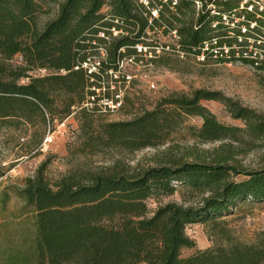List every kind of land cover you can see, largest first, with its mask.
<instances>
[{
    "label": "trees",
    "instance_id": "trees-1",
    "mask_svg": "<svg viewBox=\"0 0 264 264\" xmlns=\"http://www.w3.org/2000/svg\"><path fill=\"white\" fill-rule=\"evenodd\" d=\"M142 1L0 0V129H43V141L34 145L42 151L47 129L76 116L79 134L72 155L82 157H127L158 149L173 143L182 130L200 144L219 146L165 156L146 169H132L120 159L100 171L78 165L54 185L42 165L17 193L35 215L33 234L0 247V264H264V231L253 243H243L225 221L240 204L264 203V168L236 165L239 156L264 140V116L207 91L173 93L126 122L106 121L99 106L104 98L114 99L124 82L110 73L121 76L123 63L143 61L138 46L153 54L150 64L176 72L187 73L181 57L197 60L206 45L231 49L227 58L209 55L206 61H241L264 71L263 62L248 58L250 39L255 45L262 39L259 49L264 50V22L256 19L264 13L249 11L253 4L248 3L237 17L245 22L231 28L222 18L235 21L238 0ZM196 2L202 4L199 13ZM49 4L57 8L53 15L45 10ZM43 14L52 17L42 20ZM252 23L256 28L242 34V27ZM162 30L163 36L176 32L177 45L150 42V33ZM160 48L163 53L157 55ZM18 57L21 62L14 63ZM96 60L98 73L89 75L84 65ZM37 71L47 74L33 76ZM205 101L222 104L243 126L220 123ZM188 118L201 119V127H187ZM178 191L185 202H201L168 203L151 211V200L159 203ZM193 224L206 226L215 244L182 258V250L195 246L185 233Z\"/></svg>",
    "mask_w": 264,
    "mask_h": 264
},
{
    "label": "rangeland",
    "instance_id": "rangeland-1",
    "mask_svg": "<svg viewBox=\"0 0 264 264\" xmlns=\"http://www.w3.org/2000/svg\"><path fill=\"white\" fill-rule=\"evenodd\" d=\"M178 3L179 0H172ZM240 6L232 19L237 20L246 3H254L258 12L264 13V0H238ZM196 4V3H195ZM202 4L195 5L199 13ZM211 9V6H209ZM45 10L53 15L57 8L54 4L45 5ZM107 10H104L106 12ZM256 11V10H253ZM51 15L43 14L41 19L46 20ZM256 19L264 22V16ZM230 20V19H229ZM264 32V31H263ZM150 42L158 45H177L178 36L171 32L163 36V30L155 35L150 33ZM162 49L160 48V51ZM171 52V50H166ZM162 51L159 55H162ZM147 59L141 63L125 62L121 75H131L130 83L121 82L120 96L123 106L112 112H104L103 118L109 122H126L139 116L144 111H151L163 98L173 93L190 95L196 91L221 93L225 97L239 102L243 107L249 108L264 116V71L245 64L241 61L217 63L206 61L199 63L193 58L181 57L182 65L188 69L187 73L172 71L167 68L156 67ZM261 59V57H260ZM18 57L14 63H20ZM182 66V67H183ZM258 66H262L259 64ZM46 71H37L33 76H44ZM121 77V76H120ZM123 81V78H120ZM27 83V81H24ZM218 119L227 126L242 127L240 121L233 120L224 106L215 101L202 102ZM202 120L188 118L187 127L200 128ZM52 142L43 147L42 151L34 148V145L42 139L43 129L26 127L21 131L13 128L0 129V247L9 248L20 244L27 234H33L35 215L31 209L25 208V203L17 196L22 190L25 181L34 177L40 167L47 165L45 176L54 185L63 176L72 172L78 165L91 171H100L112 164L115 159L130 165L132 169H146L156 167L159 159L165 156H183L186 151L194 150L199 153L212 151L219 143L203 145L192 140L187 131L182 130L173 143L158 149H147L127 157H114L113 155H101L94 157H82L72 155L76 147L79 134V122L76 116H72L63 123L55 122L48 129ZM47 134V135H48ZM192 162V159H186ZM249 170L264 168V140L257 144V148L237 158V164ZM238 178L237 180H240ZM179 190V188H178ZM5 195L8 200L4 203ZM184 192L178 191L174 196L162 199L159 203L155 200L149 202L151 211H155L160 205L168 203L197 206L201 199L185 202ZM232 214L225 217L232 236L243 243H253L257 234L264 231V203L240 204ZM186 235L194 242L192 249H184L182 258H188L214 246V240L208 234V228L202 224L189 225L185 229ZM3 247V248H2Z\"/></svg>",
    "mask_w": 264,
    "mask_h": 264
},
{
    "label": "built area",
    "instance_id": "built-area-1",
    "mask_svg": "<svg viewBox=\"0 0 264 264\" xmlns=\"http://www.w3.org/2000/svg\"><path fill=\"white\" fill-rule=\"evenodd\" d=\"M142 3H144L145 5H148L147 0H143ZM175 4L176 3L173 2V5H175ZM196 4L200 5L201 3L196 2ZM246 4H248V3H246ZM252 4H253V6L250 5L248 8V10L251 12L254 10V3H252ZM260 12H262V11H260ZM213 14H215V13L213 12ZM153 16L156 17L157 13H153ZM222 20L225 23V25H228L231 28H234L240 22H245L244 18L238 19V20H240L239 22L237 20L232 22L231 20H229L228 16H224L222 18ZM255 28H256V24H254V23H252L250 25L249 29L246 26H243L242 27V34L245 35V34L249 33L250 31H253ZM115 35H117V34L115 33ZM263 36H264V33H263ZM101 37H103V35ZM256 45H255L254 39H250L248 41V55H249L248 58L258 59L259 61L264 63V50L259 49L263 45L262 39L258 40ZM136 49H137V53L143 57V60L147 59V57H149L148 60L153 58V54L148 49L143 48L141 46H138ZM160 52H161L160 49H157L156 54L159 55ZM230 53H231V49L226 47V46H224L222 48L210 50L208 45H206L205 49H203L202 54L197 57V61L199 63H204V62H206L207 56H209V55H212L213 59H215V60L220 59V58H227L230 56ZM250 55H252V56H250ZM102 56L104 57V53H102ZM236 57H239L238 53L236 54ZM260 57H261V59H260ZM130 62H132V61H130ZM99 65L100 64L96 60L92 64L84 65V68L89 70L88 71L89 75H92L93 73H98ZM123 68H124V63L121 65V69H123ZM110 75H112L114 77V79H116V80H120V78H123L124 83H130V81H132L131 75H121V77H120V73H117V74L110 73ZM112 90H114V88H112ZM121 97L122 96H120V93H118V94H115V97L112 100L104 98L99 102V104H100L99 106L102 107V111H104V112H112V111L118 110L120 108V106L122 105V98ZM51 142H52L51 134H48L44 140L43 147L50 144Z\"/></svg>",
    "mask_w": 264,
    "mask_h": 264
}]
</instances>
